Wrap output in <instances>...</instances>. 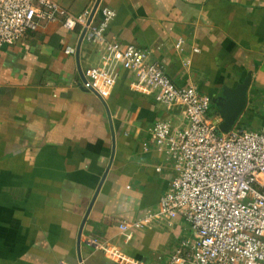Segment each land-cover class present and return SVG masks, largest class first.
<instances>
[{"label":"crops","instance_id":"0c3cea01","mask_svg":"<svg viewBox=\"0 0 264 264\" xmlns=\"http://www.w3.org/2000/svg\"><path fill=\"white\" fill-rule=\"evenodd\" d=\"M55 1L73 14L97 2ZM101 4L116 11L107 39L150 50L179 87L194 85L212 99L251 72L248 104L235 127L262 128L264 0ZM82 35L81 27L56 21L0 48V264H120L88 244L92 237L144 264H170L179 242L192 236L183 219L129 236L119 224L155 209L175 177L173 162L145 142L158 122L178 121L180 108L135 90L127 69H119L105 105L85 88L84 76L102 47ZM210 117L223 121L213 104Z\"/></svg>","mask_w":264,"mask_h":264},{"label":"built area","instance_id":"2783aa9c","mask_svg":"<svg viewBox=\"0 0 264 264\" xmlns=\"http://www.w3.org/2000/svg\"><path fill=\"white\" fill-rule=\"evenodd\" d=\"M94 6L73 14L55 0H0V48L45 23L60 21L68 30L81 27L86 41L102 47L99 63L84 72L85 88L107 101L119 69H127L135 75V90L154 94L168 109L180 108L178 121L158 122L145 142V148L154 147L173 162L176 175L155 209L141 219L122 221L120 230L129 236L183 219L192 236L179 242L170 264H264V125L222 132L220 122L210 117V96L194 85L177 86L167 67L151 59L150 50L108 40L116 11L100 3L92 16ZM183 42L177 43L179 50ZM192 64L187 58V72ZM87 242L117 263L144 264L110 240L92 237Z\"/></svg>","mask_w":264,"mask_h":264},{"label":"water","instance_id":"95a60500","mask_svg":"<svg viewBox=\"0 0 264 264\" xmlns=\"http://www.w3.org/2000/svg\"><path fill=\"white\" fill-rule=\"evenodd\" d=\"M101 1L102 0H97L92 12V16L97 11V8L99 7ZM83 38H84V33L82 35V40ZM251 81H252V73L249 72L243 82L239 83L234 87L226 86L224 87V90L221 94L212 97V104L218 108L219 113L223 117V121L219 124V128L222 132L227 133L230 130H232L235 127L240 116L242 115L243 111L246 109L248 104V91L250 88ZM94 93L98 95L96 92ZM102 100L105 103V105H107V101H105L104 99ZM114 149H115V143H114ZM112 161H113V155L111 162L108 166L107 172L111 167Z\"/></svg>","mask_w":264,"mask_h":264},{"label":"rangeland","instance_id":"374dc122","mask_svg":"<svg viewBox=\"0 0 264 264\" xmlns=\"http://www.w3.org/2000/svg\"><path fill=\"white\" fill-rule=\"evenodd\" d=\"M188 227H189V225H188Z\"/></svg>","mask_w":264,"mask_h":264}]
</instances>
